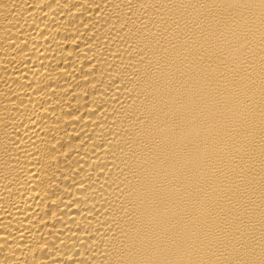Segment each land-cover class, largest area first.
<instances>
[{
  "label": "bare ground",
  "instance_id": "bare-ground-1",
  "mask_svg": "<svg viewBox=\"0 0 264 264\" xmlns=\"http://www.w3.org/2000/svg\"><path fill=\"white\" fill-rule=\"evenodd\" d=\"M0 264H264V0H0Z\"/></svg>",
  "mask_w": 264,
  "mask_h": 264
}]
</instances>
